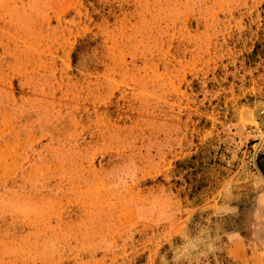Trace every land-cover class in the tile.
Returning <instances> with one entry per match:
<instances>
[{
	"label": "rangeland",
	"instance_id": "obj_1",
	"mask_svg": "<svg viewBox=\"0 0 264 264\" xmlns=\"http://www.w3.org/2000/svg\"><path fill=\"white\" fill-rule=\"evenodd\" d=\"M264 231V0H0V264H244Z\"/></svg>",
	"mask_w": 264,
	"mask_h": 264
},
{
	"label": "crops",
	"instance_id": "obj_2",
	"mask_svg": "<svg viewBox=\"0 0 264 264\" xmlns=\"http://www.w3.org/2000/svg\"><path fill=\"white\" fill-rule=\"evenodd\" d=\"M236 240L228 248L234 258L244 264H264V231L262 237L256 239L249 249L240 236Z\"/></svg>",
	"mask_w": 264,
	"mask_h": 264
}]
</instances>
